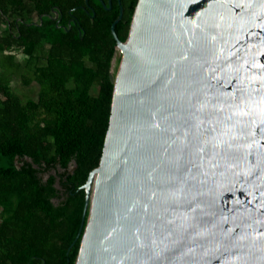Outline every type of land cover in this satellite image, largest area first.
<instances>
[{
    "label": "water",
    "instance_id": "95a60500",
    "mask_svg": "<svg viewBox=\"0 0 264 264\" xmlns=\"http://www.w3.org/2000/svg\"><path fill=\"white\" fill-rule=\"evenodd\" d=\"M122 16L76 264H264V0H139L125 42Z\"/></svg>",
    "mask_w": 264,
    "mask_h": 264
},
{
    "label": "trees",
    "instance_id": "16d2710c",
    "mask_svg": "<svg viewBox=\"0 0 264 264\" xmlns=\"http://www.w3.org/2000/svg\"><path fill=\"white\" fill-rule=\"evenodd\" d=\"M102 1L0 0V264H76L81 187L110 123L112 24L122 8L125 42L139 0ZM14 77L37 98L19 96Z\"/></svg>",
    "mask_w": 264,
    "mask_h": 264
},
{
    "label": "rangeland",
    "instance_id": "374dc122",
    "mask_svg": "<svg viewBox=\"0 0 264 264\" xmlns=\"http://www.w3.org/2000/svg\"><path fill=\"white\" fill-rule=\"evenodd\" d=\"M16 53L18 60L22 61L24 59L23 54L20 52V50L16 51ZM121 58H122V51L121 49H118L114 63H116ZM11 85L15 89V92L22 98H26V97L37 98L38 85L35 82H33L30 86H25L19 77H14L11 82ZM94 93L95 94L97 93V88L94 89ZM18 165L19 166L21 165L20 161H18ZM59 172H61V170H59ZM51 173H55V171H52Z\"/></svg>",
    "mask_w": 264,
    "mask_h": 264
},
{
    "label": "bare ground",
    "instance_id": "6f19581e",
    "mask_svg": "<svg viewBox=\"0 0 264 264\" xmlns=\"http://www.w3.org/2000/svg\"><path fill=\"white\" fill-rule=\"evenodd\" d=\"M118 49H121L122 53H123V49L122 48H118Z\"/></svg>",
    "mask_w": 264,
    "mask_h": 264
}]
</instances>
